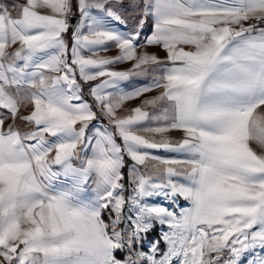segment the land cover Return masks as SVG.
Returning <instances> with one entry per match:
<instances>
[{
  "label": "snow or ice",
  "instance_id": "6c2138e0",
  "mask_svg": "<svg viewBox=\"0 0 264 264\" xmlns=\"http://www.w3.org/2000/svg\"><path fill=\"white\" fill-rule=\"evenodd\" d=\"M261 110L264 0H0V264H264Z\"/></svg>",
  "mask_w": 264,
  "mask_h": 264
},
{
  "label": "rangeland",
  "instance_id": "374dc122",
  "mask_svg": "<svg viewBox=\"0 0 264 264\" xmlns=\"http://www.w3.org/2000/svg\"><path fill=\"white\" fill-rule=\"evenodd\" d=\"M3 2V1H2ZM149 23H151V22H149ZM70 37H71V35H70ZM69 43H71V40H70V38H69ZM148 51H150V52H156L158 55H160L161 57H163V56H165L166 55V53H164L161 49H159V48H149L148 49ZM111 52H115V51H111ZM111 52H105V53H101V55H103V56H110L111 54ZM110 54V55H109ZM131 65L130 64H125V65H122V66H120L121 68H124V69H126V68H128V67H130ZM139 82H142V83H145V82H147L146 80H142V81H139ZM85 89H87V85H85ZM159 94V90H157V91H154V92H152V93H148L145 97H141L140 99H138V100H134V101H131V102H129V104L128 105H126V107L127 108H131V107H135V106H137V105H139L141 102H142V100L143 99H145V98H149V97H151V96H155V95H158ZM262 112H264V110H261ZM93 123H95V122H93ZM21 127H23V125H21ZM173 138H178L179 136H181L182 134L181 133H171L170 134ZM159 154H161V155H167L166 153H159ZM129 163H130V161H129ZM124 172H125V175H126V178H127V168H125L124 169ZM181 203L183 204V203H185V202H183V201H181ZM161 247H163V245H161Z\"/></svg>",
  "mask_w": 264,
  "mask_h": 264
},
{
  "label": "crops",
  "instance_id": "0c3cea01",
  "mask_svg": "<svg viewBox=\"0 0 264 264\" xmlns=\"http://www.w3.org/2000/svg\"><path fill=\"white\" fill-rule=\"evenodd\" d=\"M2 1L4 3H7V4H12V3L22 4V3L25 2V0H2ZM75 5H76V0H73V10L74 11H75ZM17 12H18V9L11 10V13H12L13 16H16L17 15ZM73 19H74L73 22H75V17ZM70 35H71V29L69 30V34H68L69 38H70ZM110 54H109L110 56H113V55H116V52H111Z\"/></svg>",
  "mask_w": 264,
  "mask_h": 264
},
{
  "label": "water",
  "instance_id": "95a60500",
  "mask_svg": "<svg viewBox=\"0 0 264 264\" xmlns=\"http://www.w3.org/2000/svg\"><path fill=\"white\" fill-rule=\"evenodd\" d=\"M73 21H74V19H73Z\"/></svg>",
  "mask_w": 264,
  "mask_h": 264
}]
</instances>
